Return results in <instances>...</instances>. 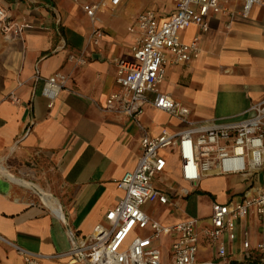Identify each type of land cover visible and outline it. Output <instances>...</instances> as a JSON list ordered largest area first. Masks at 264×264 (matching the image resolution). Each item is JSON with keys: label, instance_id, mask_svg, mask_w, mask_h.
I'll list each match as a JSON object with an SVG mask.
<instances>
[{"label": "crops", "instance_id": "obj_1", "mask_svg": "<svg viewBox=\"0 0 264 264\" xmlns=\"http://www.w3.org/2000/svg\"><path fill=\"white\" fill-rule=\"evenodd\" d=\"M0 5L10 20L26 25L20 35L0 34V170L52 197L61 211L57 215L36 191L0 173V237L30 252L52 255L105 222V213L123 196L117 181L136 166L145 134L182 128L179 120L149 104L138 124L105 106L119 87L114 59H133L138 16L153 10L162 21L174 12L175 2L122 0L113 10L97 12L94 22L75 0H0ZM240 5V0H228L225 8L211 10L207 32L195 25L178 32L183 42L197 37L200 53L183 65L166 63L159 89L187 106L191 120L238 116L264 99V0L247 16L238 13ZM93 27L103 31L98 45L89 43ZM57 72L67 81L48 107L44 79ZM162 154L167 166L154 185L170 202L147 203L144 212L167 226L198 220L195 264H264V253L256 248L264 243V219L253 212L235 220L234 238L223 234L211 242L202 233L210 226L212 205L251 194L264 182V170L252 176H203L193 184L181 178L174 148ZM201 207L207 213L198 216ZM174 237L166 232L155 243L161 264L171 263ZM0 264L25 262L0 240ZM42 264L80 263L60 258Z\"/></svg>", "mask_w": 264, "mask_h": 264}, {"label": "built area", "instance_id": "obj_2", "mask_svg": "<svg viewBox=\"0 0 264 264\" xmlns=\"http://www.w3.org/2000/svg\"><path fill=\"white\" fill-rule=\"evenodd\" d=\"M75 1L94 22L97 12L113 10L122 0ZM240 1L238 13L242 16H247L254 5L262 2ZM174 2V12L162 21L157 20L153 10H146L138 16V36L131 47L133 59H114L119 87L108 96L105 106L107 110L122 113L138 124L144 105L149 104L179 120L182 128L174 132L164 129L156 136L145 134L142 137L136 166L117 181V187L123 192L121 200L105 213L104 223L95 224L90 234L66 251L52 255L33 253L0 237L22 257L25 264H42L45 259L60 258H66L68 263L80 264H161V250L155 243L166 232L175 236L170 246V264H195L198 220L189 218L167 226L149 217L143 210V205L147 203L170 202L168 195L154 185V179L167 166L163 151L169 148L176 150L180 176L193 184L203 176H252L264 170V99L251 104L238 116L191 120L187 106L160 91L166 63L183 65L200 53L197 37L183 42L178 32L191 25L207 32L209 12L225 8L224 3L228 0ZM24 27L25 24L10 20L0 5V34L20 35ZM102 35L101 29L93 27L89 43L98 45ZM77 60L81 62L82 58ZM66 81L67 77L58 72L44 79L42 94L48 100V107L52 106ZM148 94H152V98ZM10 99L15 101L13 95ZM250 212L264 219V182L251 194L245 193L229 203H214L210 226L205 227L202 233L211 242L217 241L223 234L234 238L235 220ZM137 230L147 233L139 235ZM243 246L247 249L248 242L245 241ZM256 248L264 253V243L257 244ZM218 255L223 257L224 252L220 251Z\"/></svg>", "mask_w": 264, "mask_h": 264}, {"label": "bare ground", "instance_id": "obj_3", "mask_svg": "<svg viewBox=\"0 0 264 264\" xmlns=\"http://www.w3.org/2000/svg\"><path fill=\"white\" fill-rule=\"evenodd\" d=\"M9 177H11L10 175H9ZM11 179L12 180H14V181H16V182H18V183H20V184H23V185H25V186H28V187H30L31 189H33L34 191H36L37 192V195H38V197L44 202V203H46V204H48V205H50L52 208H53V210L55 211V213L58 215V213L60 212L61 213V211H60V208H59V206L57 205V201L56 200H54L52 197H50V196H48V195H43L34 185H31V184H27L25 181H23L22 179H17V178H14V177H11ZM41 190V189H40ZM62 215H60V216H58V217H61Z\"/></svg>", "mask_w": 264, "mask_h": 264}, {"label": "rangeland", "instance_id": "obj_4", "mask_svg": "<svg viewBox=\"0 0 264 264\" xmlns=\"http://www.w3.org/2000/svg\"><path fill=\"white\" fill-rule=\"evenodd\" d=\"M173 159L174 158H171V162H173ZM260 175H261L262 179H264V173H261ZM206 213H207V208H205V207L198 208V210H197L198 216H203Z\"/></svg>", "mask_w": 264, "mask_h": 264}, {"label": "water", "instance_id": "obj_5", "mask_svg": "<svg viewBox=\"0 0 264 264\" xmlns=\"http://www.w3.org/2000/svg\"><path fill=\"white\" fill-rule=\"evenodd\" d=\"M0 173L5 174V175H10L11 177L17 178L15 175H13L12 173H10L8 170H5V168L0 170ZM19 179V178H18Z\"/></svg>", "mask_w": 264, "mask_h": 264}]
</instances>
